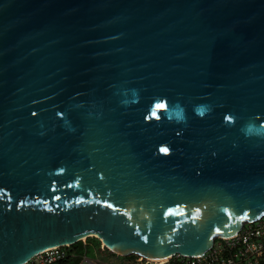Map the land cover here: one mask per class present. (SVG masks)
<instances>
[{
  "label": "water",
  "instance_id": "1",
  "mask_svg": "<svg viewBox=\"0 0 264 264\" xmlns=\"http://www.w3.org/2000/svg\"><path fill=\"white\" fill-rule=\"evenodd\" d=\"M262 215L264 0H0V264L200 256Z\"/></svg>",
  "mask_w": 264,
  "mask_h": 264
},
{
  "label": "built area",
  "instance_id": "2",
  "mask_svg": "<svg viewBox=\"0 0 264 264\" xmlns=\"http://www.w3.org/2000/svg\"><path fill=\"white\" fill-rule=\"evenodd\" d=\"M67 247L44 249L26 264H50L65 257L69 253ZM101 247L104 245L101 244ZM136 257L135 260L140 264H264V215L245 223L232 237L215 238L212 246L200 256L184 257L177 254L164 262L150 261L139 255Z\"/></svg>",
  "mask_w": 264,
  "mask_h": 264
},
{
  "label": "rangeland",
  "instance_id": "3",
  "mask_svg": "<svg viewBox=\"0 0 264 264\" xmlns=\"http://www.w3.org/2000/svg\"><path fill=\"white\" fill-rule=\"evenodd\" d=\"M82 241L85 243H89L88 239L85 238ZM102 242L95 246L97 258L95 260H87L86 258H82L80 264H140L135 259L136 255H130L128 258H124L123 256L118 257L116 254L112 253L106 247H101ZM91 261L92 263H89Z\"/></svg>",
  "mask_w": 264,
  "mask_h": 264
},
{
  "label": "trees",
  "instance_id": "4",
  "mask_svg": "<svg viewBox=\"0 0 264 264\" xmlns=\"http://www.w3.org/2000/svg\"><path fill=\"white\" fill-rule=\"evenodd\" d=\"M90 245L92 246H98V244L100 243V240H98L95 237H87ZM69 253L59 259L56 260L50 264H80L83 255H85V252H91L90 247L86 246V243L82 240L69 245V247H67Z\"/></svg>",
  "mask_w": 264,
  "mask_h": 264
},
{
  "label": "crops",
  "instance_id": "5",
  "mask_svg": "<svg viewBox=\"0 0 264 264\" xmlns=\"http://www.w3.org/2000/svg\"><path fill=\"white\" fill-rule=\"evenodd\" d=\"M86 246L90 247L91 252H85V255H83V260L84 258H86L87 260H95L97 258V253H96V249L94 246L90 245V243H86ZM118 257H120L119 255H117ZM89 263H92L91 261H88ZM96 264V263H95Z\"/></svg>",
  "mask_w": 264,
  "mask_h": 264
},
{
  "label": "bare ground",
  "instance_id": "6",
  "mask_svg": "<svg viewBox=\"0 0 264 264\" xmlns=\"http://www.w3.org/2000/svg\"><path fill=\"white\" fill-rule=\"evenodd\" d=\"M144 258H146L147 260H150V261H159V262H164L166 260V258H150V257H146L144 256Z\"/></svg>",
  "mask_w": 264,
  "mask_h": 264
},
{
  "label": "snow or ice",
  "instance_id": "7",
  "mask_svg": "<svg viewBox=\"0 0 264 264\" xmlns=\"http://www.w3.org/2000/svg\"><path fill=\"white\" fill-rule=\"evenodd\" d=\"M161 151L167 152V151H168V149L164 148V149H161Z\"/></svg>",
  "mask_w": 264,
  "mask_h": 264
}]
</instances>
